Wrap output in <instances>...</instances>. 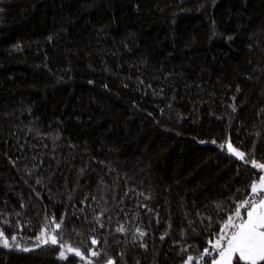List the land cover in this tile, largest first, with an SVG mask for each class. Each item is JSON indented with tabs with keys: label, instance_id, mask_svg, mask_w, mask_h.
<instances>
[{
	"label": "trees",
	"instance_id": "16d2710c",
	"mask_svg": "<svg viewBox=\"0 0 264 264\" xmlns=\"http://www.w3.org/2000/svg\"><path fill=\"white\" fill-rule=\"evenodd\" d=\"M252 160L264 0H0V264H212Z\"/></svg>",
	"mask_w": 264,
	"mask_h": 264
},
{
	"label": "snow or ice",
	"instance_id": "6c2138e0",
	"mask_svg": "<svg viewBox=\"0 0 264 264\" xmlns=\"http://www.w3.org/2000/svg\"><path fill=\"white\" fill-rule=\"evenodd\" d=\"M222 149L225 148L221 144ZM227 150L237 156L240 160H244L245 154L238 151L233 145L228 142ZM251 163L258 169H264V164H258L255 160ZM252 196L249 199H244L239 202L232 215H229L224 221L220 229V237L213 245L217 249V259L212 261V264H233L236 259V264L243 261L244 264H262L264 262V176H260L259 180L253 182L250 186ZM242 210H246L242 214ZM60 224H56L58 229ZM230 230V231H229ZM123 231V228L118 229ZM144 235V233H140ZM15 240L16 237H12ZM40 239L43 243L57 244V237L55 235L47 234V229L41 232ZM223 242V243H222ZM0 243L5 247L9 246L8 238L0 231ZM93 243H96L93 240ZM62 247H64L62 245ZM67 250L77 256L83 258V253L79 249H73L70 245ZM61 257L64 253L61 252ZM93 256L98 253L93 252ZM204 255H211L208 249L204 250ZM193 257L187 258L186 264H192ZM109 264H114L109 261Z\"/></svg>",
	"mask_w": 264,
	"mask_h": 264
},
{
	"label": "rangeland",
	"instance_id": "374dc122",
	"mask_svg": "<svg viewBox=\"0 0 264 264\" xmlns=\"http://www.w3.org/2000/svg\"><path fill=\"white\" fill-rule=\"evenodd\" d=\"M259 170H262L263 171V176H264V169H259ZM261 195H264V193H261ZM246 210H242V214L245 212ZM47 234H51V235H55L57 237V233H58V229L56 228V226H49L47 228ZM45 229H43L42 231H44ZM230 231V230H229ZM41 235V234H40ZM40 237V236H39ZM219 239V238H217ZM216 239V240H217ZM216 240L211 244V247L208 249L209 252L211 253V255H203V258H206V257H212V256H216L217 255V249L213 247V245L215 244ZM9 246L5 247L3 245V243H0V246L3 247V248H6V249H18V250H25V251H31V250H35L39 247H46V246H55V247H58L59 244L57 242V244L53 245L51 244L50 242L49 243H43L40 239H38L36 241V243L34 244V246H21L16 240H9ZM58 241V240H57ZM223 243V242H222ZM75 249V248H73ZM59 255L61 254V252L64 253V257H61L60 255V258L63 259V260H67V259H72V258H75L77 259L78 261H80L82 264H88L89 261H91V259L94 257L92 255L93 251L90 253V254H85L83 253V258L81 256H77L75 255L74 253H71L67 250V246H64V247H60L59 248ZM81 252V251H80ZM218 256L215 258L217 259ZM214 260V259H213ZM235 260V259H234ZM234 263V261H233Z\"/></svg>",
	"mask_w": 264,
	"mask_h": 264
}]
</instances>
